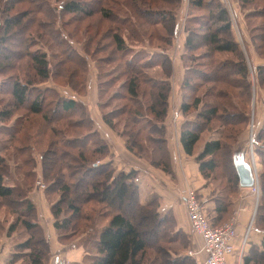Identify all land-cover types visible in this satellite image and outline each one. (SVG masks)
Segmentation results:
<instances>
[{"label":"trees","instance_id":"trees-1","mask_svg":"<svg viewBox=\"0 0 264 264\" xmlns=\"http://www.w3.org/2000/svg\"><path fill=\"white\" fill-rule=\"evenodd\" d=\"M136 1L137 0H132L133 4L130 2V7H134L135 11H140L139 13L143 12L147 16L150 15L149 9L145 10L143 8L138 10L136 8L137 6L134 4ZM140 1L143 5L149 7L147 0ZM163 1L170 2V0ZM188 1L191 5L190 8L207 9L204 0ZM240 2L242 6H246L253 2H259L260 8L258 7V9H254L253 11H247L244 14V17H246L249 22L250 18L255 19L260 17V19H262L261 23L260 21H251V23L247 21V23L250 31L262 30L261 25L264 21V17H262L264 16V0H240ZM17 4L18 8L15 9ZM96 6L97 7L94 8L93 6L79 0H64L52 11H55L56 13L58 12L60 15L68 14L70 15L68 19L72 18V20L75 21V19L79 20L82 18L85 20V18H90V16H93L96 13L101 15V19L109 20L111 19L110 17L112 14H117L116 11L119 10V8L117 10L111 9L110 5L104 4L103 2H98ZM33 8L36 9L33 10ZM41 12H43V10L38 9L36 6H32L31 0H0V16L2 19L0 20V51L4 49V51H2V57H0V75H4V78H1L0 90L6 91L8 89V93L11 96L7 109H0V136L2 137L0 138L2 139L0 140V230L7 226L9 221L8 217L14 214L16 219L8 223L7 232L13 233L16 227L21 225L28 233L25 241L15 245L14 249L16 251L12 252L8 263L6 264H15L18 259L24 256L26 257L25 264H48L49 262V243L40 222L37 207L28 197V193L32 189V186L30 185L36 183L37 181L36 175L39 170L38 165H40L42 179L47 180L49 185H53V183L60 178L61 171L59 167H57L58 169L56 168L59 173L55 172L54 168V172L52 173L51 163L47 157L50 147L59 148L62 155H70L69 157L75 161L72 169H81L85 167L84 164L89 163L86 169L84 168V170L87 171V180L83 189L85 191L88 190L89 196L97 194L102 196L105 201V207H103V209H99V212L96 207H91L89 212L86 213L82 212L80 204L75 201L79 196L78 193L72 196L71 187L66 182L61 183L59 187L51 188V186H48L46 189L47 191L59 194L58 199L50 205V212L54 220L53 226L56 229L68 232L71 226H78V219L81 218L85 220V224H88L87 233H90V236H88L87 241H94L95 252H90V255L85 257L88 261L85 260L79 264H145L146 249L158 240V235L156 237V233H151L152 229L155 230L159 223L157 230H166L168 235L167 239H172L173 237L171 238L170 234L175 225V221L171 216L160 214L158 211L159 202L156 196L150 197L148 202L144 204L139 201V189L135 181V172L133 170L129 172H113L115 169L112 165L111 159L99 164L95 162L90 163L88 161L90 159L89 156H93L97 153H102L101 155H103L106 152H109L108 144L100 134L93 138L90 136L92 133L96 132L95 128L92 130L90 129L91 131L88 133L90 134L88 135L89 137L86 136L87 134L80 136L79 139H82L81 141L85 140V145L77 151V155L63 149V147H69L73 140H76V138L68 136L66 139L63 138L62 142L60 141L61 144L56 141V131H58V129L54 125L51 127L48 126V124L52 122L50 117L51 110L55 111V106L60 104L62 110L71 111L78 105V101L71 96L67 97L60 94L58 95V90L55 88L49 87L44 91L41 90L39 83L45 81V79L49 77L50 71L49 62L44 53L39 54L34 50L32 52L26 51V54L29 56V63L25 67V70L23 68V72L27 74V79H24V81L20 76L22 70H20L19 66L16 67V63L13 60L15 54L20 53V51L15 52L14 55L12 52H9V55L4 54L7 52V42L16 35L18 36V44H16L17 47L25 45V48H27L29 45L35 44L33 38L37 36L34 35L37 34L38 36H41V28L46 25L44 24L46 22H39L37 17V15H40ZM206 12L205 17H202L203 15L198 13H194L191 16V19L193 20L202 22L201 18H204L205 21L200 25V30L195 29L194 27L190 29L188 28V35L186 38V45L191 51L189 54V60L191 62H196V57L201 55L196 53V51L203 48V52L206 54L204 56L210 60L198 63L201 67H207V71L200 67L196 68L193 65L187 68V72L189 74L188 79L190 80L185 87L195 92L198 88H203L204 82L225 80L226 73L223 71V65L225 64H236L235 72L242 80L244 78L246 79L248 73L247 60H245L243 52L239 48V44L232 30L231 22L228 19L226 9L218 3ZM79 14L80 16L78 17L77 15ZM29 15L31 16V19H28ZM158 16L159 15H155V19L153 20L159 21L162 27H164L165 31L163 32L170 35L172 32L171 29H169V26L165 23L164 18L162 17L161 19H158ZM171 16L173 19V15ZM126 17L127 15H123L121 18ZM35 25L37 28H35ZM205 25L207 26L204 27ZM87 27L85 28V31L88 35V41H86L85 49L89 50L90 48L92 49V43L98 39L95 43L97 44L99 41L98 37H101L102 35L99 34L100 31L95 30V27L92 28L89 25H87ZM118 28V25H115L113 28H107V33H110V43L104 46L99 45L92 49L93 55L91 56L94 57L102 50L107 51V57L105 59L99 58L96 61V65L100 68L101 72L105 70L104 68L109 67L110 64L114 62L116 54L127 50ZM111 29L112 31H110ZM262 32L263 33L257 34L252 33L251 39L253 41L254 51L263 61V63L256 64V71L257 76H260L261 83L264 84V31ZM165 37L167 38V35H165ZM72 53L73 52H71V56H73ZM223 53H229L232 55L234 57V61H232V59L224 62L217 61V57ZM162 58L163 62H161V64L164 67V60L166 56H163ZM58 63L59 72L64 70L76 72L79 69V64L72 61L69 64L71 66H69L68 61H66L65 58L58 61ZM130 63L131 62H127L125 65ZM138 63V66H134V69H137L134 74L123 80L122 76L124 77L129 75V72L126 71L127 67L122 72L103 75L104 78H109L104 81L105 83L103 86H109L108 88H110L115 85L118 86L119 91H123H121L122 93H113L114 95H112V97L129 99L132 103V107H127V105L121 104L117 108V112H113L114 114L111 115V117H113V115H127V121H132V126H130L129 134L127 135V137L129 136V138L131 137L132 139L131 142L128 141L127 143L128 148L131 150L134 149L133 147H135L136 143H138V137L141 130H147L150 132L149 136H151L154 126H158L157 128L159 130V128H161L160 125H164L163 118L168 104L167 98L169 84L163 80H157L155 77L149 78L147 76L148 78H143V71L141 70L146 62L141 64L140 61ZM29 70H33L34 72L31 77H29ZM168 70L169 69H167V72H169ZM197 75L202 78L199 82H195L194 84L191 80L198 77ZM142 82L147 85L150 84V87L148 86L149 103L146 105V108L153 116V119L144 115L141 110L143 102L140 101L141 98L138 95L140 94L139 85ZM67 85L71 86L70 83H67ZM205 87L206 90L208 89L209 96H213V93L215 94L216 92V99L219 100L217 102H204L203 105L206 106L203 110H199L202 105V97L198 95V93L196 95H188L186 100L181 102V113L185 114L190 110L195 111L198 118H202L203 121L201 122L199 119V121H186L187 123L183 122L180 129V143L183 151L187 155H194V159L199 163V169L202 175L207 179L211 178L215 180L217 179L216 177H218L215 169L219 165V162L217 164L215 161V157L218 154H221V150L224 147L223 142L221 141V138L223 137L221 136L222 134L217 139H206V141L202 142V148L198 152L197 147L200 145L201 134L204 130H206V126L210 125L214 119L220 120L222 119V116H229V112L224 110L225 106H223V110H220L219 108L220 106L222 107L220 101L230 100V93H228L227 89H219V86L216 84H206ZM141 92L143 95L145 94L144 91ZM45 99L47 100L46 104L44 103ZM17 110H20L19 115L17 114ZM23 110L26 112L22 113ZM240 112H242L247 119V115L242 109H240ZM31 115L37 116L38 118L36 120V122L38 121L36 128L33 127L34 124L31 126L28 124V122L32 120L30 119ZM103 116L108 121V118L104 114ZM237 117H242L241 122L244 121L241 114ZM145 118L148 119L150 127L138 124V122L144 120ZM154 119L155 121L158 120V124L154 121ZM88 121L92 122L91 120ZM233 122L234 121L228 122L229 126H232V128L225 130L226 134H224L223 138H233L238 131V129H235L237 128L236 124ZM131 127H133L135 131H133ZM48 128H50V131L52 130L51 133ZM224 129L219 128L214 129V131L217 130L216 132L220 133ZM163 140L165 139L163 138ZM43 143L45 149L38 152V149H41L40 145ZM256 143L257 153L259 155H264V143ZM166 144L167 143H165L162 150H164L167 159L168 151ZM61 145L63 147H61ZM239 152L240 151L238 150L230 154L231 160H229V163L226 166V178L227 182L230 184V191H228L227 194H224L220 189L218 190V192L223 194H221L222 196H220L219 199L227 204L231 202V195L236 192V185L239 184L237 172L233 163L234 155ZM110 153L111 152H109V154ZM14 159H16V162H14V172H11L12 170H10L8 163L9 160L13 161ZM162 166L165 170L168 168L167 163H164ZM263 175L264 173L260 174L261 178L264 180ZM260 192L261 195H263V198L258 202V209L264 204V183L260 187L259 177V193ZM125 206H127L128 209H124ZM134 207L149 208L152 210L153 212L149 215V217L152 215L150 220L149 218L146 222H138V220H135L133 218V211H131ZM257 219L258 222L261 223L262 227H260L264 230V215H259V217L257 216ZM74 220H77V224ZM168 223H171L172 228L169 229V231L166 226ZM211 224L216 225L212 222ZM142 225L148 227L143 228ZM74 230L75 228H73V231ZM67 232L63 235L66 236ZM173 232L175 234L177 233L175 231ZM182 235L184 234L182 233ZM156 247L158 249L156 248L155 256H153V260H151L150 264H176L178 259L181 261H192L195 263L193 257L188 255L174 256V253L169 251L166 247H161L160 245ZM261 248L262 250L259 253H253L244 257V264H264V238L261 242ZM17 250L20 251L17 253ZM24 250H27L26 253H23L24 255L17 256V254L24 252ZM164 255H168L169 258L167 259V256L165 258Z\"/></svg>","mask_w":264,"mask_h":264},{"label":"rangeland","instance_id":"rangeland-1","mask_svg":"<svg viewBox=\"0 0 264 264\" xmlns=\"http://www.w3.org/2000/svg\"><path fill=\"white\" fill-rule=\"evenodd\" d=\"M62 1L64 0H31L33 7L36 6L38 7V9L43 10L40 15H37L39 22H46L44 23L46 25L41 28L42 34L41 36L35 34L34 36H37L33 38L35 44L29 45L27 48H25V45H20L17 47L16 44H18V36L16 35L15 37L11 38L10 41L7 42V52H5L4 54L9 55V52H12L14 55L15 52L20 51V53L15 54L13 60L16 63V67L19 66L20 70H22L20 76L21 79L24 81V79H27V74L23 72V68L25 70V67L29 63V56L26 54V51L32 52L34 50L39 54L44 53L46 55V59L49 62L50 71L49 77L45 79V81L39 83L41 90L44 91L46 88L49 87L55 88L56 90H58V95L60 94L62 96L67 97L71 96L78 101V105L75 107L74 110L64 111V109L62 110L61 105L58 104L55 106V111L51 110L50 112L52 122L48 124V126L51 127L54 125L58 129V131H56V141L61 144L63 138L66 139L68 138V136L76 138V140H73L69 147H63L61 145V147H63L65 151H70L73 154L77 155V151L85 145V140L81 141L82 139H79L80 136L86 134V136L90 135L88 133H90V131L95 128L96 132L90 135L92 138L96 137L99 134L102 137H104L106 134L111 137L112 143L110 144H108V142L103 138L108 144L109 152L112 151L113 148L115 149L116 147V150H122V152L124 153L125 151H127L133 157H136L133 160H137L139 162L141 160V162L144 163V165L146 166L147 164H150L153 167L162 169V165L164 163H167V165H169L168 158L166 159L164 150H162L165 143H167V132L168 130H170L173 135H176L175 131L179 123L177 121L178 116L180 117V119H182L184 123H187L186 121H199V119L201 120V122L203 121L202 118H198L197 113L195 111L190 110L188 113H181L178 104L186 100L188 95H196L198 93V95L202 97V105L200 106L199 110H203L206 106L203 105L204 102H217L219 100L216 99V92L215 94L213 93V96H209L208 89L206 90L207 86L205 87L206 84H216L219 86V89H227L228 93H230V100L220 101L222 107L220 106L219 108L220 110H223V106H225L224 110L229 112V116H222V119L220 120L214 119L213 122L210 123V125L206 126V130H204L201 134L200 144L206 141V139H217L218 137H220L221 134V136L224 137V134H226L225 130L232 128V126H229L228 122L234 121L233 123L236 124L237 127L235 129H238V131L233 136V138H221L224 147L221 150V154H218L215 157V161L217 162V164L219 162L218 167L215 169L216 175L218 176L216 177L217 179H215L214 181L215 185L217 184V188L220 189L224 194H227L228 191H230V184L227 182L226 178V166L228 165L229 160H231L230 154L239 150L240 152L237 154H242V158L244 159V161H246L247 164H249L250 166H252L253 169H255L257 173L258 187L260 177L261 187V185L264 183L263 178H261L260 176L261 173H264V155H259L257 153L256 142L264 143V84L261 83L260 76H257L256 64L263 63V61L261 58L258 57L256 52L254 51L251 36L252 33H263L262 31H264V21L261 25L262 30L250 31V28L247 23L248 20L246 19V17H244V14L247 11L249 12L251 10L253 11L254 9H258V7L260 6L259 2H253L249 3L246 6H242L240 0H204L207 9H194L190 8L191 5L188 0H170V2H166L163 0H147L149 7H146V5H143L140 0H137L134 4L135 6H137L136 8L138 10L143 8L145 10H150V15L147 16L143 12L139 13L140 11H135L134 7H130L131 4H133L132 0H79L83 1L84 3L90 6H93L94 8L97 7L96 5L98 2H103L104 4L110 5L111 9L117 10L119 8V10L116 11L117 14H112V16L110 17L111 19L109 20L101 19V15L96 13L93 16H90V18H85V20H83L84 18H82L79 20L75 19L74 21L72 20V18L68 19V17H70V15L68 14L60 15L58 14V12L56 13L55 11H52ZM206 2L209 4H207ZM218 3H220L221 6L226 9L228 19L231 24L233 23L234 29L236 30L235 35L237 37L236 39L239 41V48L242 50L245 60H247L248 63V73L246 79L244 78L242 80L241 77L235 72L236 64H225L223 65V71H225L226 73L225 80H218L216 82H204V86L202 85L203 88H198L196 92L191 91V89L185 87V85L190 80L188 79L189 74L187 72V68L193 65L196 68L200 67L207 71V67H201L198 63L202 61H210L207 57L204 56L206 55L205 52H203L204 48L200 49L199 51H196V53L201 54L196 57V62H191L189 60V54L191 53V51L186 45L188 28L190 29L194 27L195 29L200 30V25L202 24V22L205 21L204 18H201L202 22L198 20H193L191 19V16L194 13H198L203 15L202 17H205L207 13L206 11L211 9L215 4ZM17 8L18 4L16 5L15 9ZM34 9L36 8H33V10ZM123 15H127V17L121 18L123 17ZM155 15H159L158 19H161L162 17L164 18L165 23L169 26V29H171L172 31L170 35H168V33L166 34L163 32L165 31L164 27H162L159 21L153 20L155 19ZM171 15H173V19L171 18ZM77 16L79 17L80 14ZM29 18L31 19L30 15L28 16V19ZM0 20H2L1 16ZM249 20V23H251V21H260L261 23L262 21L260 17L255 19L250 18ZM87 25L92 28L95 27V30L100 31L99 34L102 35L101 37H98L99 41L97 44L95 43L98 39H96L92 43V49L96 46H104L110 43V33H107V28H113L115 25H118V31L122 35L124 44L127 47L126 51L119 52L118 54H116L114 62H112L109 67L104 68L105 70H103L102 72L100 68H98V66L96 65V61L99 58L105 59L107 57V51L102 50L98 52L94 57L91 56L93 55V50L91 48L89 50L85 49L86 41H88V35L85 31ZM206 26L207 25H205L204 27ZM35 28H37L36 25ZM110 31H112V29ZM165 35H167V38L165 37ZM244 37L248 39L249 44L243 41ZM2 51H4V49ZM2 51H0V57H2ZM71 52H73V56H71ZM161 55L166 56L164 60V67L161 64V62H163V56ZM252 55L257 58L256 62L252 60ZM64 58L66 59V61H68V65L72 61L79 64V69L76 72H72L71 70H64L59 72L58 61ZM231 59L232 61H234V57L232 55H230L229 53H223L218 56L216 60L219 62H224L226 60ZM140 61L141 64L146 62V64H144L141 70L143 71V78H146L147 76L149 78L155 77V79L163 80L169 84L167 98L168 104L166 107L165 116L163 118L164 125H160L161 128H159L160 132L157 128L158 126H154V130L151 136H149L150 132H148L147 130H141L138 137V143H136L135 147H133L134 149L131 150L128 148L127 143L128 141L131 142L132 139L131 137L129 138V136L127 137V135L129 134L130 126H132V121H127V115H113V117H111V115L114 114L113 112H117V108L121 104L127 105V107H132V103L129 99L112 97V95H114L113 93H122L123 91H119L118 86L115 85L111 86L110 88H108L109 86H103L105 83L104 81L109 79L104 78L103 75H108L109 73L114 74L116 72H122L127 67L126 71L129 72V75L124 77L122 76L123 80L126 77H130L134 74V72L137 70L134 69V66H138V62ZM127 62H131V65H125V63ZM167 69H169V72H167ZM29 71V77H31L34 72L33 70ZM165 72L168 74H166ZM1 78H4V75H0V82ZM201 78V76H198L192 79L191 81L195 84V82H199ZM67 83H70L75 91L71 88V86L67 85ZM148 86L150 87V84L147 85L143 82L140 83V94L138 96L141 98L140 101L143 102L141 105L142 113L147 117L153 119V116L148 112L146 108V105L149 103ZM141 91H144L145 94L143 95ZM10 100L11 96L8 93V89L6 91L0 90V109H7ZM46 101L47 100L45 99V104L47 103ZM240 109L245 112V114L247 115V119L245 118L244 114L240 112ZM17 111V114L19 115L20 110ZM25 112V110L22 111V113ZM103 114L108 118V121L110 122H108L104 118ZM239 114L243 116V122H241L242 117H237L239 116ZM40 118L42 119L41 116ZM30 119L32 120L28 122L29 126L34 124L33 127L36 128L38 124V121L36 122V120L38 119L37 116L31 115ZM88 120H91L92 122ZM157 121L155 122L157 123ZM138 124L150 127L147 118L138 122ZM219 128L225 129L222 130L220 133H217V130L214 131V129ZM48 129L51 133L52 130L50 131V128ZM131 129L135 131L133 127H131ZM0 138L2 137L0 136ZM163 138L166 140H163ZM40 147L41 149H38V152H41L45 149L44 143L41 144ZM109 152H106L103 155H101L102 153H97L93 156H89L90 159L88 161L90 163L95 162L97 164L102 163L104 161H108L113 156V154H109ZM47 155L49 162L51 163L52 173L54 172V169L55 172H58L56 168L59 167L61 171L60 178L56 180L53 185H49L47 183V180L42 179L40 165H38V177L36 175L37 181L36 183L30 185L32 186V191L30 190L32 194L30 195V197L35 199L38 195V197L41 198L42 214L40 215L39 219L44 229L46 239L48 240V237L51 236V239L59 243V245L61 244L59 247L63 245L65 248L71 245V243H74V240H78L82 244L83 242L86 244L85 248L89 253H94V241H87V238L88 236H90V233H87L88 224L84 223L85 220L83 218L78 219V226H71L68 232H64V230L56 229L53 225H50L51 223L47 221V217L44 212L46 208H49L48 205L52 204V202H54L59 197V194L47 191L46 189L48 188V186H51V188H56L59 187L61 183L65 182L71 187L72 196L78 193L79 196L75 201L80 204L82 212L88 213L91 207H96L97 211L105 207V201L103 200L102 196L97 194L89 196L88 190L85 191L83 189V186L86 185L87 180V171L84 170V168L86 169L89 163L84 164L85 167L81 169H72L73 165L75 164V161L69 157L70 155H62L59 148L57 147H50L49 153ZM14 162H16V159H14L13 161L9 160L8 163L10 170H12L11 172H14ZM114 169L116 171L114 170L113 172H117V168ZM262 198L263 195H261L260 192L259 200ZM259 200H257V204ZM124 209H128V207L125 206ZM131 211H133L134 214L133 218L135 220H138V222H146L148 218L150 220L152 215L150 217L149 215L153 212L149 208L138 207H134ZM49 213L51 215L50 219H53L52 214L50 212V208ZM259 215H264V204L257 210V216L259 217ZM15 219L16 216L14 214L10 215V221H14ZM225 220L221 223H218L217 225L224 223ZM74 221L77 224V220ZM46 224L48 226L47 228H45ZM259 224V226H261V223ZM158 226L159 223L157 225V228L155 230L152 229L151 231V233H156V237L158 235V240L154 244L149 246L148 249H146L145 264L147 262L150 264L151 260H153V256H155L156 253V246L160 245L161 247H166L169 251L174 253V256L185 254L190 248L192 238L188 240L179 231L175 234L173 232V229L170 234V237L173 238L167 239V231H158ZM166 226L168 227V231L169 229H172L171 223L166 224ZM142 227L146 228L148 226L142 225ZM73 228H75L74 231ZM66 232L67 234L66 236H64L63 234ZM27 235L28 233L24 230L21 225H18L16 227L12 234V238L10 239L12 245L11 254L13 251H16L14 249L15 245L25 241ZM51 248L52 247L49 246L48 264H50L51 262V256L53 255L52 251H54L56 247L52 249ZM18 251L20 250H17V253ZM26 252L27 250H24V252H20L19 254H17V256L24 255L23 253ZM166 256L168 259V255ZM166 256L164 255L165 258ZM194 256L195 257H193V259L195 260V263H193L192 261L188 262L181 261L178 259L176 264H200V255ZM85 260L88 261V259H84L83 261ZM25 263V256L21 257L15 262V264Z\"/></svg>","mask_w":264,"mask_h":264},{"label":"crops","instance_id":"crops-1","mask_svg":"<svg viewBox=\"0 0 264 264\" xmlns=\"http://www.w3.org/2000/svg\"><path fill=\"white\" fill-rule=\"evenodd\" d=\"M231 27L235 34L236 30L234 29L233 23ZM243 41L249 44L247 38L244 37ZM252 60L256 62L257 58L252 55ZM180 104L181 103L178 104V107H180ZM177 121L179 123L175 131L176 135H173L172 132L168 130L166 136L169 164L166 170L153 167L150 164L146 166L141 160L140 162L133 160L136 157H133L127 151L124 153L122 150H116V147L110 151L113 154L110 158L112 164L114 168H117V172H129L133 170L135 172V181L139 189V201L144 204L148 202L150 197L156 196L159 202L158 211L160 214L171 216L175 221L173 231L183 233L188 240L192 238L189 250L182 255L195 257L193 252H197L201 245L200 238L191 230L186 215V208L180 197V191L183 188L189 187L196 192L197 197L202 201L205 212H207V216L212 223L217 225L221 221L223 222L227 217L230 218L235 215L237 234L234 240V252L229 257L228 261L229 264H244V257L253 253H259L262 250L261 242L264 238V230L259 226L257 219L259 190L258 193H254L251 187H242L237 184L236 192L231 195V202L228 204L222 202L221 199H219L222 193L220 194L218 192L219 189H217V184L215 185V180L205 178L199 169V163L194 159V155L189 156L183 151L180 143V126L183 121L179 116ZM103 138L108 144L112 143L111 137L107 134ZM201 148L202 144L199 145L197 152L200 151ZM253 171L255 180H257V173L255 169H253ZM31 191L28 193V197L36 205L40 217L42 214L41 198H39L38 195H35L37 197L35 199L31 198ZM50 205L51 204L48 205L49 208ZM49 208H46L44 212L47 221L51 223L50 225H53V219H50L51 215L49 213ZM8 223H10V220ZM7 226L0 230V264H6L11 254L12 245L10 239L13 233L7 232ZM47 227L46 224L45 228ZM48 243L50 247H56V249L52 251L53 255L51 256L50 264H54L56 260H58L60 264H79L83 262L85 256L90 255L85 248L86 244L84 242L82 244L78 240H74V243H71V245L66 248L63 245L59 247L61 244L59 245V243L51 239V236L48 237ZM189 251H191L192 254H189Z\"/></svg>","mask_w":264,"mask_h":264},{"label":"built area","instance_id":"built-area-1","mask_svg":"<svg viewBox=\"0 0 264 264\" xmlns=\"http://www.w3.org/2000/svg\"><path fill=\"white\" fill-rule=\"evenodd\" d=\"M258 193V182L251 186ZM180 197L186 208V215L192 232L200 238V249L193 255L200 254V264H229V257L234 252V240L237 234L236 216H231L220 225H212L209 221L202 201L196 192L187 187L180 191ZM189 254H192L189 251Z\"/></svg>","mask_w":264,"mask_h":264},{"label":"water","instance_id":"water-1","mask_svg":"<svg viewBox=\"0 0 264 264\" xmlns=\"http://www.w3.org/2000/svg\"><path fill=\"white\" fill-rule=\"evenodd\" d=\"M233 163L237 172L239 185L242 187H251L255 180L252 167L244 161L242 154H235ZM54 264H60L58 260Z\"/></svg>","mask_w":264,"mask_h":264}]
</instances>
